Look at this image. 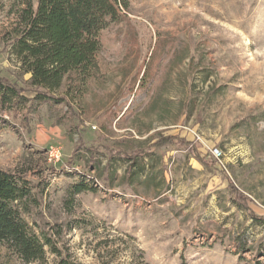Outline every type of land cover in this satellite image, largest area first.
Returning a JSON list of instances; mask_svg holds the SVG:
<instances>
[{"label": "rangeland", "instance_id": "374dc122", "mask_svg": "<svg viewBox=\"0 0 264 264\" xmlns=\"http://www.w3.org/2000/svg\"><path fill=\"white\" fill-rule=\"evenodd\" d=\"M28 1L0 0V78L32 99L11 51ZM126 3L75 117L33 100L25 118L2 113L0 168L25 173L34 199L24 218L74 264L264 262V0ZM169 135L189 146L115 154ZM58 261L46 248L30 264ZM0 264L23 262L0 243Z\"/></svg>", "mask_w": 264, "mask_h": 264}, {"label": "trees", "instance_id": "16d2710c", "mask_svg": "<svg viewBox=\"0 0 264 264\" xmlns=\"http://www.w3.org/2000/svg\"><path fill=\"white\" fill-rule=\"evenodd\" d=\"M121 8H127L126 0H36L35 4L28 1L18 17L11 51L20 63L21 73L30 75L26 82L34 96L27 98L23 94L25 89L0 78V127L8 124L3 112L12 116L21 113L25 118L24 112L28 111L32 100L38 104L63 102L69 114L75 117L88 83L100 71L101 34L122 18ZM143 76L139 84L143 82L145 86L148 82ZM170 143L189 146L179 136L169 135L144 149L115 154L132 161ZM191 151L194 154V148ZM24 174L0 168V243L23 264L43 261L46 248L58 256L57 264H74L62 258L50 234L41 229L35 231L24 218L29 213L28 203L34 200L30 181ZM84 189L83 185L75 186L76 193Z\"/></svg>", "mask_w": 264, "mask_h": 264}, {"label": "built area", "instance_id": "2783aa9c", "mask_svg": "<svg viewBox=\"0 0 264 264\" xmlns=\"http://www.w3.org/2000/svg\"><path fill=\"white\" fill-rule=\"evenodd\" d=\"M211 154L214 158H219L221 156V152L218 149H212L211 150ZM59 150L58 149H49V151L47 152V159L49 162L51 163H55L58 161L59 159Z\"/></svg>", "mask_w": 264, "mask_h": 264}, {"label": "crops", "instance_id": "0c3cea01", "mask_svg": "<svg viewBox=\"0 0 264 264\" xmlns=\"http://www.w3.org/2000/svg\"><path fill=\"white\" fill-rule=\"evenodd\" d=\"M171 136H174V135H171Z\"/></svg>", "mask_w": 264, "mask_h": 264}]
</instances>
